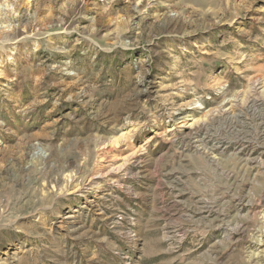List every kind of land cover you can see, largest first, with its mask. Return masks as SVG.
<instances>
[{
	"label": "rangeland",
	"instance_id": "1",
	"mask_svg": "<svg viewBox=\"0 0 264 264\" xmlns=\"http://www.w3.org/2000/svg\"><path fill=\"white\" fill-rule=\"evenodd\" d=\"M0 264H264V0H0Z\"/></svg>",
	"mask_w": 264,
	"mask_h": 264
}]
</instances>
